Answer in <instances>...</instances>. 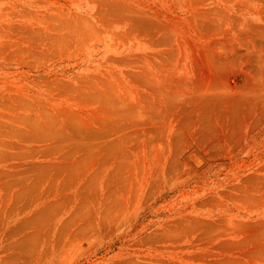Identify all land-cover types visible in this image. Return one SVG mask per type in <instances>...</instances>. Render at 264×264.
<instances>
[{"label": "rangeland", "instance_id": "1", "mask_svg": "<svg viewBox=\"0 0 264 264\" xmlns=\"http://www.w3.org/2000/svg\"><path fill=\"white\" fill-rule=\"evenodd\" d=\"M0 264H264V0H0Z\"/></svg>", "mask_w": 264, "mask_h": 264}]
</instances>
